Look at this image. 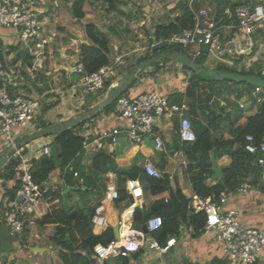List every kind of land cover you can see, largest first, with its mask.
<instances>
[{
    "label": "crops",
    "instance_id": "1",
    "mask_svg": "<svg viewBox=\"0 0 264 264\" xmlns=\"http://www.w3.org/2000/svg\"><path fill=\"white\" fill-rule=\"evenodd\" d=\"M235 1L237 0H229V5L237 3ZM73 2L74 0H32V8L42 22L45 36L52 38L47 49L48 55L39 69L34 67L31 58L26 54L23 47L16 43L14 31L9 28H0V47L4 49V57L8 66L15 72L13 95L35 99L41 92H47L37 116V122L44 124V128L63 125L85 115L89 110L104 102L108 94L115 88H112L108 82L106 83L107 87L105 86L102 90L95 93H85L80 86L81 77L76 73V68L81 65L80 46L82 44L89 45L84 30L86 25H94L96 32L107 38L110 59L112 48H120V44L123 45L121 46L122 50L120 49L122 52L133 50L138 46V43H131L128 40V29L146 28L150 23V12L147 7H143L145 0H127L119 6L117 11L110 14L101 10H97V13H88L84 7L85 15L81 20H77L72 14ZM217 2L215 1V12L212 18L218 24L217 31L220 42L228 45H225L226 52L221 60L211 56H202V66L216 70L221 67L234 70L238 74L248 71L258 72L261 58L260 50L264 44V24L256 27L253 35L254 45L251 51L239 56L235 55L233 52L243 47L242 32L238 29L228 28V25L235 22L232 18H225L222 15L223 11L226 8L231 9V6L226 7L218 15L216 12ZM261 3H264V0L258 4ZM171 21L173 20L169 22ZM161 24L165 23L155 21L154 30L156 26ZM135 66L137 65L135 64L122 72L117 83L119 84L125 74ZM38 73H41L42 77L45 78L44 89L41 88L43 83L36 82V74ZM190 76L191 74L184 70L183 65L173 59L161 63L157 70L149 65L147 70L144 69L134 79L128 96L133 98L148 92L166 96L171 103L183 104L191 123L198 122L207 128L212 140L233 141L246 124L247 118L253 116L258 110L260 103L252 100L253 97H256L254 95L255 87L247 92L241 86L239 88L231 86L230 88L229 85L221 84L215 88L216 93L213 94L210 86L204 85V88L201 87L196 91L194 97H187L185 91ZM263 94L264 92L259 95ZM45 106L51 107L43 112ZM121 123L112 112L109 114L100 112L92 120L85 122L77 133L88 134L92 138L101 130L112 128ZM178 128V117L173 119L154 118L155 133L161 137L164 145V150L161 152L155 149L152 137H144L139 144L131 146L123 134L114 146L105 149L109 153L115 154V163L120 170H125L133 165L144 171L146 165H151L160 174V177L156 179L165 181L166 190L162 193L155 192L152 187L138 180L143 195L133 200L126 188V182L130 180L123 181L118 174L113 172L105 175L104 184L106 186L108 183L115 184L118 191L121 189L125 191V195L120 201L112 202L105 201L103 196L100 204L104 206L106 224L104 227L92 225V233L101 235L110 229L114 242L122 243L128 237L139 245V250L125 258L109 257L102 261L103 264H229V262L225 263L227 257L221 251L213 232H205L203 229L196 230L185 222H180L177 233L163 239L164 241L160 245L162 248L166 246L167 241L175 239L174 245L169 247L167 251L159 252L148 248L149 243L156 241V239L153 233L144 232L142 227L146 225L148 219L153 218H146V216L153 211L155 203L159 201L169 202L173 211V197L177 199V189L190 201L196 196L186 172L187 161L182 150V143L178 139ZM39 129H43V127H39ZM23 136H19L18 140ZM53 139L54 136H49L23 146V149L21 148L22 155L31 162L38 159V147L53 143ZM11 150L0 140V157L8 154ZM176 153L180 155L176 157ZM85 154V164H89L86 158L91 159L93 155L86 152ZM12 157L14 158L13 154L10 158ZM212 157L223 176V169L231 163L230 157L223 155L216 158L213 150L210 153L211 170ZM219 180L214 177L213 173L206 180V185L213 186ZM46 183L49 188L48 191L60 190L65 194L74 191L73 187L64 184L58 168L50 174ZM260 185L262 188L264 187V170L260 178ZM15 186L14 180L7 182L0 180V205L4 203L5 199L10 198L8 193ZM250 186L251 189L247 193L235 194L230 197L224 208L236 210L244 226L261 228L264 226V191L256 185ZM83 188L85 189V187ZM81 201L82 198L79 195L72 193L70 200H63L62 202L71 206L80 204ZM57 204V200L44 197L38 205L36 213L29 218L25 232V240L28 243L27 250L18 248L17 241L9 236L8 228L0 222V264H31L29 263L30 254L36 258L34 264L49 262L53 250L50 238L55 233L56 225H40L39 222ZM116 228L118 240L115 239L114 229ZM34 235L38 237L33 238ZM258 264H264V248Z\"/></svg>",
    "mask_w": 264,
    "mask_h": 264
},
{
    "label": "built area",
    "instance_id": "2",
    "mask_svg": "<svg viewBox=\"0 0 264 264\" xmlns=\"http://www.w3.org/2000/svg\"><path fill=\"white\" fill-rule=\"evenodd\" d=\"M195 4H199L195 8ZM188 8L193 16V25L188 29L175 32L158 40L152 39L149 44L137 46L135 49L122 52L120 48H112L109 63L101 67L95 73H86L82 65L76 68L80 75V86L85 93H95L102 90L106 83L111 87L118 86V77L129 67H133L139 58L151 55L153 50L159 47L178 46L186 51L191 50V59L202 56L215 57L221 60L226 49L219 40L217 22L210 16V9L202 5L201 0H189ZM223 17L232 18L234 24L228 25L229 29H238L243 35V47L233 53L235 55L250 52L254 42L253 35L256 27L264 24V3L254 6H240L234 10L226 8ZM0 28L12 29L15 33V41L21 45L26 54L31 58L36 69L42 67L48 55V47L51 37L45 36L42 22L32 8V0H0ZM261 58L258 74L264 78V44L261 46ZM4 49L0 47V140L8 149H16L19 136L31 134L39 130L37 116L45 100L47 92H41L37 98H27L21 95H10L14 88L15 72L11 69L4 57ZM136 62V63H135ZM34 68V69H35ZM264 91L258 87L254 89L256 102L260 103L258 95ZM183 104H174L166 96L155 92L139 94L135 97H117L112 114L122 122L112 128L101 130L92 138L88 134H78L84 139L83 149L93 156L106 148L114 146L121 134L125 135L129 145L139 144L144 137H152L155 149L163 151L164 145L161 137L155 133L154 118L166 117L173 119L178 117V139L181 143H193L196 136ZM245 150L249 154L258 155L257 164L264 166V135L258 145H255L252 136H246ZM22 148V147H21ZM17 149L13 156L18 159L16 171L19 187L12 197L4 200L0 205V222L9 230V236L15 239L18 248L28 249L25 240L27 223L31 216L36 213L37 207L44 199L48 191V185L43 182L37 185L31 178L32 162L25 159L22 151ZM50 144L38 147L37 157H50ZM176 153L175 156H179ZM145 173L153 178L160 177L159 172L151 165L144 167ZM73 177L82 185V180L77 173ZM126 188L133 200L142 197V187L138 180L126 182ZM251 189L248 182L242 183L234 192H221L216 202L210 199L194 197L190 201L194 213H203L205 232H213L215 239L228 259L229 264H258L261 252L264 248V226L261 228L247 227L241 223L239 213L236 210L226 209L224 206L228 199L235 194H245ZM119 198V192L115 184L108 183L104 192L105 201H115ZM91 223L96 227H104V206L96 207ZM162 226V220L158 217L148 219L146 228L149 233H155ZM38 236L34 235L33 238ZM175 239L166 242L162 248L157 241H151L148 248L164 252L174 245ZM139 245L130 238L120 242H111L108 245H97L93 250V259L100 261L109 257H128L137 252Z\"/></svg>",
    "mask_w": 264,
    "mask_h": 264
},
{
    "label": "trees",
    "instance_id": "3",
    "mask_svg": "<svg viewBox=\"0 0 264 264\" xmlns=\"http://www.w3.org/2000/svg\"><path fill=\"white\" fill-rule=\"evenodd\" d=\"M106 6L105 12L107 14L118 10L119 6L127 0H95ZM217 2V0H215ZM87 0H74L72 5V14L77 20L84 18V7ZM217 14L220 15L222 11L231 6L234 10L241 3H233L229 5V0H220L217 3ZM180 15L174 17L173 21L167 24L156 26L153 37L158 40L162 37L170 36L171 34L188 29L193 25V16L190 12L187 3L180 2ZM195 8L199 4H195ZM89 45L82 44L80 46V64L86 73H95L101 67L109 63V43L107 38L100 36L96 32V28L92 24H88L84 28ZM179 52L184 55L182 48L178 46L159 47L153 50L151 55L141 58L136 65L143 61L161 56L166 53ZM189 57L188 55H186ZM191 58V57H189ZM168 59H159L151 64V67L157 70L161 63L167 62ZM195 62L202 64L203 58L194 59ZM183 65V64H182ZM185 71H188L191 76L188 79V85L185 91L187 97H194L198 87L204 85H232L235 87H243L247 92H250L254 87L246 84L237 85L235 83H217L209 80H203L194 72L183 65ZM217 70L237 73L234 70L224 69L218 67ZM242 75H257V72H239ZM36 82L43 83L41 88L44 89L45 78L41 73L36 74ZM131 86L118 97H126L129 94ZM107 87V84L105 85ZM199 88V89H200ZM204 88V87H203ZM10 95L13 96V91L10 90ZM214 94V92L211 90ZM126 95V96H125ZM261 102L258 106L257 112L247 118V122L240 130L239 134L233 141H223L220 139L212 140L209 135V130L203 127L198 122H192L195 132V142L182 143V150L187 161L186 172L189 182L191 184L194 194L201 199H210L213 202L218 200L221 192H234L242 183L248 182L250 185L258 186L262 191L260 185V178L264 170V166L257 164L258 155L249 154L245 150L246 136H252L255 145H258L264 135V94L258 95ZM253 97V101H256ZM51 106H45L42 110L47 111ZM114 104L105 108L102 113L109 114L113 111ZM44 128V124H39ZM84 124L79 125L73 130L59 133L54 136L53 143L57 146V151L61 157L60 167H56L51 157L42 156L32 161L31 178L32 181L41 185L49 179L50 174L59 169L62 174L64 184L73 187L74 191L65 194L64 192L49 190L44 197H51L52 200H57V206L51 208L39 222L40 225L55 224V233L51 236L50 242L53 250L50 254L53 264H103L102 261L93 259V250L97 245H108L114 242V237L110 229L104 231L101 235L92 233V217L100 201L103 199L105 192L104 177L110 172L118 174L123 181L139 180L148 186L152 187L155 192L162 193L166 190L164 180H159L148 176L141 169L130 166L125 170L118 169L115 163V154L109 153L107 150H102L91 159L86 158L89 164H85V151L83 149L84 139L78 136V131ZM236 147V148H235ZM235 148V149H234ZM23 149V146H22ZM214 150L216 158L223 155H228L231 163L228 167L223 169V176L217 184L213 186L206 185V180L209 179L213 173L211 170L210 153ZM18 165L17 158H10L2 172L0 173V180L2 182L15 181L16 186L8 193L10 197L19 187L17 181L18 172L16 167ZM73 173H77L82 180V187L78 181L74 179ZM85 187V189L83 188ZM84 189V190H83ZM120 201L125 195L123 189L119 190ZM72 193L79 195L82 198L80 204L68 205L64 204L63 200H70ZM177 199L180 202V211L174 213L171 204L164 201L156 202L146 218L158 217L162 220L161 228L156 231L154 237L159 245L163 239L178 232V225L180 222H185L188 226L196 230H201L205 224V216L203 213H194L192 211L190 200L185 198L179 189L176 190Z\"/></svg>",
    "mask_w": 264,
    "mask_h": 264
},
{
    "label": "water",
    "instance_id": "4",
    "mask_svg": "<svg viewBox=\"0 0 264 264\" xmlns=\"http://www.w3.org/2000/svg\"><path fill=\"white\" fill-rule=\"evenodd\" d=\"M159 59H173L175 61L180 62L184 66L190 68L194 74L198 75L203 80H209L213 82H228L235 84H246L253 87H258L264 91V78L259 75H242L238 73H232L227 71H220L211 68H205L202 64L195 62L193 59L187 57L186 55L179 52L166 53L161 56H157L155 58L146 60L135 66L131 71H129L123 79L119 82L118 86L113 88V90L108 94L104 102H102L97 107L89 110L85 115H82L66 124L59 125L52 128H43L32 132L31 134L23 136L21 139L16 142V149H12L8 154L0 157V173L6 166L9 161V158L17 149H20L22 146L28 145L34 141L47 138L49 136H56L59 133H64L69 130H73L81 124H84L87 121L92 120L96 117L100 112H102L105 108L111 106L115 103L117 97L125 92L137 78L141 72L146 69L149 65L153 64L155 61ZM51 149V160L56 167H60L61 165V157L57 151V146L55 143L50 144ZM212 171L214 173V177L216 179H221L222 171L216 165L214 158L212 157ZM180 204L178 200L173 197V211H179ZM144 232H147L146 225L142 227ZM115 239L118 240V230L114 229Z\"/></svg>",
    "mask_w": 264,
    "mask_h": 264
},
{
    "label": "rangeland",
    "instance_id": "5",
    "mask_svg": "<svg viewBox=\"0 0 264 264\" xmlns=\"http://www.w3.org/2000/svg\"><path fill=\"white\" fill-rule=\"evenodd\" d=\"M189 0H145L144 4L147 7L150 14H149V26H146V28H138L136 30L128 29V40H130L131 43H138L139 46H143L145 44H149L152 40L153 33H154V22H161L167 24L170 20H173L174 17L180 15L181 9H179L180 2L187 3ZM202 4L206 5L210 9V16L212 17L215 12V0H201ZM237 3H241V6H254L258 4L259 2H262V0H237L235 1ZM123 4V3H122ZM126 6V5H125ZM136 8L137 5L134 4ZM240 6V5H239ZM106 6L102 3L96 2L95 0H87L85 5V10L88 13H97V10H101L105 12ZM133 8V6H132ZM143 18V17H142ZM123 45H119L120 49L122 50ZM186 55L189 57L192 56L191 50L186 51L182 49ZM147 70V68H146ZM227 83V82H226ZM232 84V83H229ZM242 85V84H237ZM219 85H211V89L214 93H216L214 90ZM232 85H229L231 88ZM235 88V86H232ZM200 86L198 87L199 90ZM239 88V87H236ZM197 90V91H198ZM198 93V92H197ZM126 96V95H125ZM128 97V94L127 96ZM17 243V242H16ZM19 247V245H18ZM21 249V248H20ZM23 250V249H22ZM27 253L29 251H26ZM36 258L33 257L30 254V260L29 263L34 264ZM225 263H228L227 258H225ZM43 264V263H40ZM46 264H53L52 259H49V262Z\"/></svg>",
    "mask_w": 264,
    "mask_h": 264
}]
</instances>
